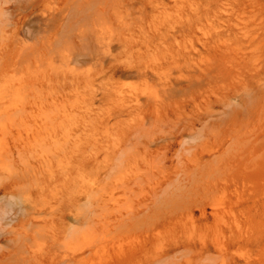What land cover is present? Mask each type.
<instances>
[{"label":"rangeland","instance_id":"374dc122","mask_svg":"<svg viewBox=\"0 0 264 264\" xmlns=\"http://www.w3.org/2000/svg\"><path fill=\"white\" fill-rule=\"evenodd\" d=\"M112 232L122 264H264V0H0V264Z\"/></svg>","mask_w":264,"mask_h":264},{"label":"bare ground","instance_id":"6f19581e","mask_svg":"<svg viewBox=\"0 0 264 264\" xmlns=\"http://www.w3.org/2000/svg\"><path fill=\"white\" fill-rule=\"evenodd\" d=\"M216 66H218V65H216ZM147 72V71H146ZM154 111V110H153ZM156 111V110H155ZM188 123V122H187ZM186 129V128H185ZM222 134V133H221ZM228 135H230V137L233 135H231V134H228ZM249 154V153H248ZM248 154H246V155H248ZM240 156H242V155H240ZM234 157H237V155H234ZM241 158V157H240ZM191 160V159H190ZM240 160V159H239ZM163 172V171H162ZM161 172V173H162ZM159 179V178H158ZM153 186V185H152ZM156 190V189H155ZM153 193H154V191H153ZM154 196V195H153ZM170 196H171V194H170ZM172 196H173V194H172ZM171 196V198H173L174 199V197H172ZM175 196V195H174ZM156 197H158V196H156ZM165 197H167V198H170V197H168V196H165ZM171 198L169 199L170 200V202L168 203V202H166V199L164 198V200H165V203H167V204H172V202H173V200H171ZM154 199H156V198H154ZM157 200H159V199H157ZM168 200V199H167ZM168 200V201H169ZM159 202L161 203H163V200H161V201H156L155 202V200H154V203H158L159 204ZM188 203V202H187ZM166 204V205H167ZM186 204V203H185ZM190 204V203H189ZM157 205V204H156ZM158 206H160V205H158ZM161 206H165V205H161ZM169 206H171V207H175V206H172V205H168V206H166V208L165 209H167V207H169ZM147 207V204L145 203V202H143L142 200H139L138 202H137V206L136 207H134V209H133V206H132V208H127L129 211L128 212H126V214H125V216L123 215L122 216V214H120L119 213V215L118 216H116L115 217V220L114 221H116V222H118V226H119V224H122L123 222V224H125L126 222L123 220L124 218H125V220L126 219H129L130 221H131V223L132 222H134V221H137L136 223H134L135 224V226L137 225V223H138V221L139 220H136V219H140V218H137V216H136V213H137V211H140V210H143V208H146ZM183 207H185L184 205H183ZM188 207V206H187ZM148 208V207H147ZM146 208V209H147ZM154 208H158L157 206H155V204H154ZM161 208V207H160ZM170 208V207H169ZM159 209V208H158ZM157 209V211L159 212V210ZM175 209H177L176 207H175ZM118 210V209H117ZM117 210H116V212H117ZM149 210V209H148ZM170 210V209H169ZM182 210V209H181ZM156 211V210H155ZM119 212V211H118ZM117 212V213H118ZM161 212V211H160ZM159 212V213H160ZM157 213V212H156ZM155 213V214H156ZM170 213H171V211H170ZM115 214V213H114ZM143 214V213H142ZM183 214V213H182ZM144 216H147V214L146 215H144ZM158 216V215H157ZM143 217V216H142ZM105 218V217H104ZM154 218V217H153ZM158 219V218H157ZM190 219V218H189ZM106 220V219H105ZM109 220V219H108ZM108 220H106V221H108ZM111 220V219H110ZM110 220L107 222V224L110 222ZM127 221V220H126ZM111 223H112V220H111ZM115 222H113V224H114ZM130 223V222H129ZM130 223V224H131ZM141 224V223H140ZM109 225H110V223H109ZM116 225L114 224L113 226H112V228H114ZM117 226V227H118ZM121 226V225H120ZM128 228L129 227H131L132 228V225H126ZM137 227V226H136ZM183 227V226H182ZM121 227H118V229L119 230H122V229H120ZM115 229H117L116 227H115ZM126 229V228H125ZM155 229V228H154ZM119 230H114V231H119ZM124 230V229H123ZM113 231V230H112ZM124 231H126V230H124ZM124 231H122L121 232V234L123 233V234H125V233H127V231L126 232H124ZM128 231L130 232V228L128 229ZM116 232H112L113 233V237L116 235V236H118V234L120 233H116ZM152 233H153V231H152ZM155 233H157L156 231H155ZM128 234V233H127ZM126 234V235H127ZM152 235V234H151ZM128 236V235H127ZM126 236V237H127ZM112 237V235H111V238H110V240H112V245H111V243H109L110 245H111V247L110 248H107L106 247V245H103L102 243L99 245V244H95L96 242H93V243H91V245L89 246V253L87 254V255H84V256H81V257H79V254L82 252V248L80 249V248H78V249H75V250H73L72 252H71V254H69V253H64V254H62L61 255V257H59V258H61L62 259V262L61 263H65V264H70L69 263V261L70 260H84V259H86V258H88V257H91L92 255H96V254H98V255H101L102 254V252L101 251H105V253H107L105 256H101V260L99 261V262H102V264H122V259H126V260H128L129 259V257H130V255L128 254V251L126 250V247H125V243L126 242H128L129 243V240L130 239H128V240H126V242H123V241H121V237L119 236V237H116V239H115V237L113 238ZM125 237V238H126ZM113 239H115L114 241H113ZM138 239V238H137ZM98 243V242H97ZM100 243V242H99ZM105 244V243H104ZM130 244V243H129ZM155 244V243H154ZM66 260H69L68 262L66 261ZM190 261V260H189ZM59 261H57V263H58ZM71 264H73L72 263V261H71Z\"/></svg>","mask_w":264,"mask_h":264}]
</instances>
